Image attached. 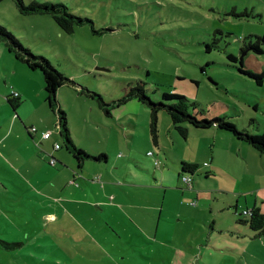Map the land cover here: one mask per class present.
Returning <instances> with one entry per match:
<instances>
[{
  "label": "rangeland",
  "instance_id": "rangeland-1",
  "mask_svg": "<svg viewBox=\"0 0 264 264\" xmlns=\"http://www.w3.org/2000/svg\"><path fill=\"white\" fill-rule=\"evenodd\" d=\"M38 1L62 2L92 19L95 29H112L97 34L83 25L67 34L49 14L26 15L12 0L0 2V25L72 79L58 89L57 98L67 113L74 144L91 154L108 155L106 163L84 162L79 176L90 198L96 199L94 183L105 182L103 173L114 169L122 180L135 181L138 202L128 197L117 207L12 202L18 203L12 208L20 216L7 229L1 223L8 233L1 229L0 239L23 244L0 247V264H264V235L253 238L248 223L239 221L255 207L264 213V154L215 126L195 128L186 122L184 138L164 109L157 114V146L146 104L134 98L114 104L141 83L154 101L162 99L163 92L179 93L194 103L190 113L221 115L239 129L263 133L264 44L259 43L261 54L241 52V47L264 34V0ZM4 50L3 77L9 73L24 86L31 76V85H26L43 87V94L40 70ZM229 53L238 60H228ZM240 67L263 73L262 83ZM79 87L100 94L110 115L86 88L79 93ZM125 155L133 159L126 163ZM179 157L197 165L196 171L183 175L192 181L180 176L178 198L175 192L166 194L171 205L159 194L146 202L148 180L164 171V180L170 182ZM37 221L41 227L49 223L52 232H39Z\"/></svg>",
  "mask_w": 264,
  "mask_h": 264
},
{
  "label": "crops",
  "instance_id": "crops-1",
  "mask_svg": "<svg viewBox=\"0 0 264 264\" xmlns=\"http://www.w3.org/2000/svg\"><path fill=\"white\" fill-rule=\"evenodd\" d=\"M3 47L0 44V62L5 61V58H7ZM3 68H5V64H3ZM28 78L32 82L33 77L29 76ZM30 81L26 83L31 85ZM36 82L38 85L37 78ZM26 83L24 86L17 85L11 79L9 73L3 77L0 72V231L2 229L1 223H5L7 225L5 229H7L8 225L20 216L19 211L12 208L16 207L15 205L18 203L13 204L12 202H67L72 204L75 202H97L99 207L123 206L125 202H128L126 197L130 199V202H138L134 195L136 192L134 188L137 187L133 185L135 181L122 180L114 169L112 171L106 170L103 173L102 178L106 180L105 182L98 186L94 183L97 192L95 193L96 199L93 201L90 198L86 186L80 181L79 174H82L84 162L92 159L78 162L66 149L65 151L62 150L64 145L62 146L59 140L61 136L58 123L57 120L54 121L52 116L54 113L45 101V93L42 94L43 87H30ZM8 84L10 86L6 88ZM13 91L18 93V98L21 100L15 112L5 100L6 96L14 93ZM27 101H30L31 104L26 105ZM211 116H214V114L209 115V117ZM31 126H35L37 131L31 132ZM44 130H50L51 132L50 137L47 139H42L40 136V132ZM57 142L61 144L60 148L54 150L53 146ZM69 155L72 160H70ZM51 156L55 159L54 164L49 163ZM122 158L125 159L126 163L128 159H133L129 155ZM92 161L106 163L109 159L106 154L105 158L101 157ZM181 161L188 162L182 157L176 159L179 168L174 171V178L170 182L164 180L166 177L164 171L155 179L148 180L150 187L146 190V202H152L153 197L159 194L163 201L168 200V205H171V201L166 194L169 193L170 196L171 193L176 191L175 186L178 185L182 174ZM111 181H113V185H117L116 188L111 184ZM78 193H83L82 197L77 196ZM174 197L175 199L178 198L176 192ZM87 204L90 205L91 203ZM160 204H163V202H160ZM129 217L132 218V215H129ZM37 224L39 232L43 230L52 232L53 230L51 227L48 228L49 223L44 227L40 226L39 221H37ZM248 225V229L251 230ZM5 229H2V232L8 233ZM59 234L57 233V236ZM252 237L260 238L263 236H255L253 233ZM0 240L8 241L9 239ZM262 241L264 242V238ZM9 242L21 241L9 240ZM22 244L23 242H21ZM0 247L4 246L0 243ZM35 247L41 248L42 246Z\"/></svg>",
  "mask_w": 264,
  "mask_h": 264
},
{
  "label": "trees",
  "instance_id": "trees-1",
  "mask_svg": "<svg viewBox=\"0 0 264 264\" xmlns=\"http://www.w3.org/2000/svg\"><path fill=\"white\" fill-rule=\"evenodd\" d=\"M2 0H0L1 2ZM15 6L18 8L19 12L22 14H49L59 28L67 33L71 34L75 31L76 27H81L83 25H89L91 31L97 34H104L107 29H95L94 22L88 17L78 15L69 10V8L62 2L56 1H38V0H12ZM247 15V12L244 11ZM240 14L239 16H242ZM257 41L244 42L241 47V52L244 50H253L257 54L263 53V49L259 46V43L264 44V34L256 36ZM0 44L4 46L8 52L15 55L17 59L24 62L27 67L31 69H39L43 77V86L45 93V101L51 111L56 115L57 123L59 127V134L63 139L64 148L78 161L82 162L86 159L98 160L101 157L105 158V153L100 154H90L85 150L77 147L72 139L71 132L68 124L67 113L62 109L58 98V89L66 82H72V79L66 77L62 72L58 71L56 67L42 55L34 54L28 47H26L22 42L6 27L0 25ZM211 46L207 45V51L210 50ZM227 59L230 61H237V57L233 53L227 54ZM240 63L243 64L242 58L239 59ZM101 69V68H98ZM239 71L254 78L258 84L262 83L263 73L258 74L248 70L243 67L239 68ZM86 88V87H85ZM84 87H79V93L85 91ZM87 95L96 99L98 106L107 115H110V107L104 102L102 96L96 92L88 91ZM137 99L139 102L146 104L150 109V132L152 136L153 143L158 145V134H157V114L159 111L164 109L170 116L173 127L178 133L186 138L188 129L184 123L188 122L195 128H208L210 126H215L218 129H222L232 133V136L237 139L247 142L253 148H255L259 153L264 154V132L261 134H253L247 129H239L233 122L227 120L221 115H214L211 117H205L202 114L198 116L195 113L189 112V107H194V103L190 102L184 95L175 92H163L162 99L154 101L151 99L145 91V87L141 83H135L130 87L126 95L115 101L116 105L125 103L130 99ZM5 100L9 103L10 107L15 112L21 103L20 98L14 96L13 94L6 96ZM181 176L186 172H194L198 168L197 165L188 162L181 161ZM244 217L239 221L242 223H248L249 228L255 232V236L264 235V213L258 208L251 209L249 214H242ZM0 243L7 249H12L15 246H20L21 242H9L5 240H0Z\"/></svg>",
  "mask_w": 264,
  "mask_h": 264
},
{
  "label": "built area",
  "instance_id": "built-area-1",
  "mask_svg": "<svg viewBox=\"0 0 264 264\" xmlns=\"http://www.w3.org/2000/svg\"><path fill=\"white\" fill-rule=\"evenodd\" d=\"M13 95L17 96V93L14 92ZM30 131L31 132H36L37 129L35 127L31 126ZM50 134H51L50 130H44V131L40 132V136H41L42 139L49 138ZM53 148H54V150H56V149L60 148V145L58 143H55ZM49 163L50 164H54L55 163V159L52 156L49 159ZM182 179H183V181H185L187 183H190L192 181V179L190 177H188V176H182ZM249 213H250V211L244 212V214H249Z\"/></svg>",
  "mask_w": 264,
  "mask_h": 264
}]
</instances>
